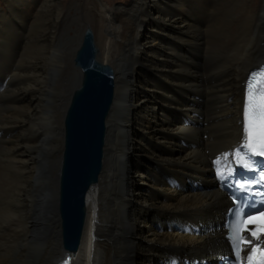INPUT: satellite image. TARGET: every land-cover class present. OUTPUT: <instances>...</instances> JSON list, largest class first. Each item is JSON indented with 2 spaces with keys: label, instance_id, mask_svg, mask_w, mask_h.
Listing matches in <instances>:
<instances>
[{
  "label": "bare ground",
  "instance_id": "bare-ground-1",
  "mask_svg": "<svg viewBox=\"0 0 264 264\" xmlns=\"http://www.w3.org/2000/svg\"><path fill=\"white\" fill-rule=\"evenodd\" d=\"M0 2V264L66 259L57 181L86 30L114 89L72 264L224 255L215 162L240 141L245 77L264 62V0Z\"/></svg>",
  "mask_w": 264,
  "mask_h": 264
},
{
  "label": "water",
  "instance_id": "water-1",
  "mask_svg": "<svg viewBox=\"0 0 264 264\" xmlns=\"http://www.w3.org/2000/svg\"><path fill=\"white\" fill-rule=\"evenodd\" d=\"M94 36L86 30L74 54L79 86L63 126V152L57 181V215L66 255L78 249L87 216L86 195L98 183L102 167L105 120L114 89L113 70L96 60Z\"/></svg>",
  "mask_w": 264,
  "mask_h": 264
},
{
  "label": "snow or ice",
  "instance_id": "snow-or-ice-1",
  "mask_svg": "<svg viewBox=\"0 0 264 264\" xmlns=\"http://www.w3.org/2000/svg\"><path fill=\"white\" fill-rule=\"evenodd\" d=\"M253 75L255 76L256 74H253ZM260 75L261 77H264V70L261 71ZM254 83L255 82L253 81L252 83L249 84V88L252 89L253 91H255L253 87ZM260 107L261 109H264V95L260 97ZM246 114L249 116L248 140H249V146H251L253 130H252V122H251V113L248 109H246ZM259 134L261 136L262 141H264V115H262L261 120H260ZM261 154H264V153H261ZM259 220H260V223L258 225V230L252 233V235L257 238H259L260 232H264V213H261ZM246 223H256V220L249 218V220L246 221ZM253 251L255 252L256 249H253ZM262 255H264V253H262Z\"/></svg>",
  "mask_w": 264,
  "mask_h": 264
},
{
  "label": "rangeland",
  "instance_id": "rangeland-1",
  "mask_svg": "<svg viewBox=\"0 0 264 264\" xmlns=\"http://www.w3.org/2000/svg\"><path fill=\"white\" fill-rule=\"evenodd\" d=\"M104 1H106V2H108L109 4H111V5H114V6H118V7H129L130 5H131V3H132V1L133 0H104ZM154 1V0H153ZM252 2H254L255 0H251ZM0 7H2V3L0 2ZM210 11V10H209ZM208 17V15L206 16V18ZM206 22V21H205ZM75 70L77 71V69L75 68ZM1 79V78H0ZM151 103V102H150ZM168 114V112H167V110H166V115ZM177 116H178V119H182V122H184V120L183 119H185V117L183 116V115H181L180 113H177L176 114ZM137 138H139L140 137V135H138L137 134V136H136ZM143 139H144V136H143ZM147 139V138H146ZM177 144H178V146L179 147H182V145H183V142L182 141H178L177 142ZM128 159H129V161L130 162H132L133 161V159H134V157L130 154V155H128ZM153 165V164H152ZM161 172V174L159 175L160 176V178L161 179H165V180H167L169 177H168V175L169 174H165V173H163L162 171H160ZM174 182L176 183V185L178 184L177 183V181H175L174 180ZM194 183V182H193ZM192 183V184H193Z\"/></svg>",
  "mask_w": 264,
  "mask_h": 264
}]
</instances>
